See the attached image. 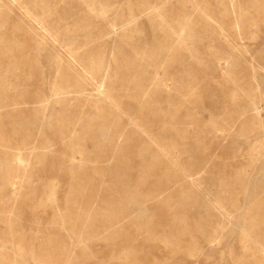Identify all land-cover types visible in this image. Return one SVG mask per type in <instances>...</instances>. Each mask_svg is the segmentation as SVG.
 <instances>
[{"label":"bare ground","instance_id":"bare-ground-1","mask_svg":"<svg viewBox=\"0 0 264 264\" xmlns=\"http://www.w3.org/2000/svg\"><path fill=\"white\" fill-rule=\"evenodd\" d=\"M130 4V7L134 4L136 8L126 9L123 16L133 20L136 17L135 10L142 15L157 9L160 19H155L154 15L148 18L152 37L149 42L139 39L140 28L137 26H134L133 31L126 30L118 35L120 44L116 52H113L115 71L108 76L103 73L106 59L101 43V47L97 45L99 49L96 46V49L83 52L87 60H81L86 65H80L86 70L81 74L75 67L78 64L76 56L71 55L76 48L73 39L76 38L78 42L77 37H74L75 33L71 34L76 30L70 28L71 35L65 36L69 40H62L55 34H49L41 21L27 9H23V4L18 0H0V10H11L14 5L18 10H23V17L27 21L24 25L14 23L10 29L0 22V194H5V184L9 183L11 186V198H0V223L3 221L7 230H11L7 234L0 233V264H12L19 259L16 256L23 259L26 254L40 264H82L86 258L82 248H71L66 239L53 232L44 236H39L38 231L31 232L26 238L24 223L16 224L11 217L13 209L6 210L3 207L5 203L12 201L15 208L14 203L18 199L31 212L42 208L50 209L54 218L47 223V227L58 225L64 229H77L81 231L82 237L92 235L98 226L107 222L113 224L110 236L115 238L120 236L123 224H129L131 228H135V232L144 236L146 243L143 241L140 247L145 251L128 248L123 259L119 254L116 257L118 264H160L157 259H150L149 250L146 249L150 241L159 242L169 250V257L166 258L168 263L172 260L174 264H180L176 261L177 255L195 257L201 252L200 241L194 236L195 233L208 244L213 238L220 241L223 235L219 236L217 231L228 227L231 230L236 214L242 213L237 238L240 252L237 255L230 252L231 262L228 264H264V174L259 178L258 185L250 189L248 182L251 173L245 168L264 159V136L249 146L241 167L224 175H204H210L208 180L212 181L213 186L211 200L198 218L189 219L186 214L178 212L177 208L174 210L172 207H165L170 212L169 218L161 222V231L151 234L146 230L151 229L153 216L141 209L138 213L136 202L140 196L144 200L158 199L170 204L172 186L179 197L188 198L203 180V176L196 175L201 160L200 163L197 160H180L177 146L171 141H163L158 130L151 126V120L158 117L161 129L171 125L172 131L179 137L185 132V126L179 125L180 123L197 122L189 105L195 103V70H185L178 79L173 78L170 71L171 66L182 60L187 45L191 56H196V43L206 41L209 43L208 56L216 61L231 60V65L226 70L232 84L231 96L235 100L242 96L248 97L250 103V108L239 113L233 122L239 121V129L244 132L248 130L264 133V120L258 116V106L263 100L257 95L259 89L256 77L259 70H264V43L257 51H253L251 47V41L257 38L256 31L264 19V0H139L128 3ZM3 18L4 15L0 14V21ZM114 22L117 20L110 23L111 28ZM76 26L82 31L79 33L83 39L92 37L93 31L84 29L80 23ZM26 35L39 38L37 41L40 48L45 39L48 51L54 52L49 45L51 44L62 47L67 55L70 54L69 58H59L61 67H58L57 62L53 63L55 74L48 93L43 88L29 93L26 88V83L33 75L32 68L25 71L23 68L27 64L21 62L23 56H14L21 50L18 36ZM9 39H15L18 43L10 45ZM55 56L58 58L57 48ZM109 64L107 61V66ZM242 64L245 65L246 72L233 76ZM148 66L155 67L161 73L151 84L144 77L140 78ZM40 69L35 67L41 74ZM165 78L172 80V90H168L170 87L165 85ZM98 83L102 87L105 84L104 90L95 88L94 93L86 92V86L97 87ZM253 83L257 86L254 87ZM155 85L166 92L164 107L159 112L155 109L152 95ZM184 86L185 90L190 91L189 97L184 94L185 90L182 91ZM114 89L116 94L112 93ZM122 92L126 93L134 107L143 108L146 114L139 117L129 109L124 113L120 105ZM25 97H29L34 103L23 109L19 104L24 103ZM122 114L127 116L125 123L121 120ZM46 117L49 118L55 137L62 141L67 150L63 172L67 176L69 187L63 200L56 197L55 180L44 184L36 176L37 168L44 164V156L39 152L45 153L51 150V146L41 136H33V131L37 127L41 131ZM223 122L227 127L233 125L226 117ZM218 129L219 126L212 122L209 131L216 134ZM197 130L193 131L195 136L205 131ZM141 133L144 135L142 142L133 147L135 157L117 159L112 171L105 167L111 160L105 158L108 152L114 154L124 151L126 145L137 141ZM123 137L126 145L123 144ZM196 148L204 150L201 140ZM90 163L94 175L101 178L98 186H102V191L92 189L95 180L88 170ZM28 166L31 167V179L26 186L24 179ZM17 180L20 187H16ZM34 181L43 184L36 186ZM140 185H147V189L139 192ZM42 187L46 189L43 190ZM249 190L252 197L242 211L237 203ZM100 220L105 222L101 224ZM12 224L19 225V230L13 232ZM181 234L188 237L185 247L180 243ZM6 235L11 238L9 249L2 245L7 241L3 238ZM224 259L222 252L214 263Z\"/></svg>","mask_w":264,"mask_h":264},{"label":"rangeland","instance_id":"rangeland-1","mask_svg":"<svg viewBox=\"0 0 264 264\" xmlns=\"http://www.w3.org/2000/svg\"><path fill=\"white\" fill-rule=\"evenodd\" d=\"M18 1L21 3V5L23 4V9H27L33 16L41 21L42 25H44V27H46L49 31V34H55L57 38L68 41L69 38L67 39L65 38V36H69L75 33L74 37H77L79 43L75 40L76 38L73 39L75 41L74 46L76 48H73L74 51H72L71 55L73 57L76 56L78 64L75 62V67L76 70L81 74H84V71H86L84 68H81L82 65L83 67H86L83 61L87 60V56L84 55L83 52H87V50L90 49H96V46L98 44V46L102 44L101 46L106 52H104L106 59L104 65H106V67L104 68L103 73L107 74L108 76L110 74L112 75L115 71V67L113 65L115 53L113 52H116V48L118 44H120L118 35L126 30L131 29V31H133L134 26H137L140 28L139 39L143 42H149L152 37L148 27V18L154 15L155 19H160V15L157 9L142 15L141 12L135 10L134 14L136 17L133 20H131L130 17H125L122 15L123 13H125L126 9L136 8L134 4L132 7H130L131 4L128 5V3H133L139 0ZM22 13L23 10H18L14 5L11 6V10L1 9L0 14H3L4 18L0 22L4 25V27L9 29L14 23L24 25L25 23H27V21L26 19H24ZM114 20H117L119 24L117 22H114V25L111 28L110 23H112ZM78 23H80L84 27V29L93 31V35L91 38H82V34L80 35L79 33L81 30L78 26H76L78 25ZM23 27L24 26H22V28ZM70 28L76 31L73 30L74 32L70 34V32L72 31L69 30ZM20 33H22V31ZM65 33L67 35H65ZM256 33L257 38L251 41V47L253 51L259 50L264 43V19ZM17 40L21 45V50L16 53L17 55L14 56H23L21 62L27 64L23 68L25 71L32 68L31 71L33 75L26 83L27 90L29 91V93H33L37 88H43L44 92L48 93L49 86L55 74L53 63L57 62L59 67L61 65L60 59H63V57L67 58V56L70 54L67 55L62 50V47L59 48L56 47V45H53V47L51 44H49L52 47L51 50H53L55 53L57 48V58L54 52L48 51V44L45 39L42 40L41 48L38 47L37 40H39V38H30V36L26 35L25 37L18 36ZM9 42L10 45L18 43L15 39H9ZM84 43L86 45H84ZM196 46L198 47V56H191V54L188 52L187 45L185 47L186 49L183 51L182 60L171 66L170 71L173 78L178 79L180 75H182V73H185V70H195L197 75V87L195 89L196 97L194 100L195 103H190L189 105L194 112V115L196 116L197 122L180 123L179 125L185 126V132H183V134L179 137L178 135L174 134L171 125H167L165 128L161 129V120L158 117L151 120L153 121V124L151 126L158 130V133L163 141H171L177 146V154L180 160H197L199 161V163L201 160V166H197V169H199V171H197L196 175L203 176V180L201 185L198 188H195L192 192V195L188 198L179 197L174 192V186H172V199L170 204H166L158 199L144 200L143 198H140V196H138V199L136 201L137 212L139 213V211L142 210L150 213L153 216V219L150 222V225L152 227L150 230H146L151 234H156L161 231V222L169 218L170 212L166 211L165 207L169 209L170 207H172L174 210H176L177 208L178 212L186 214L189 219L198 218V215H201L204 206L208 203L209 200H211L210 192H212L211 188L213 186V183L212 181L208 180V177L210 175L214 176L217 173H221V175H224L227 174L230 170L241 167L245 162L246 152L249 146L257 139H261L262 136H264L263 132H253L248 130L244 132L243 130L239 129V121L235 123L233 122V120L237 119L239 113L247 111L250 108V103L248 97L242 96L239 97L238 100H235L231 96L230 91L232 89V84L229 79L230 75L226 73V70L231 65V60L229 59V62L227 61L228 59H218V61H216L212 57L208 56L207 49L209 47V43L206 41L197 42ZM100 47H98L97 49H99ZM224 60L227 62L226 64L224 63ZM107 61L108 63H110L108 66ZM244 66L243 64L240 65L237 68L236 72L232 75L238 76L241 72H246ZM35 67L41 68V74L37 70H35ZM146 69L147 70L145 72L143 71V74L142 76H140V78L144 77L147 82H150V84L153 79L156 81V79L161 76L160 71H157L155 67L148 66ZM256 77L259 89L257 95L260 96L264 102V70H259V72L256 74ZM166 80L168 81L166 82ZM165 85H168L170 87L168 90H172L173 83L170 78H165ZM96 86L97 87L91 85L86 86V92L94 93L95 88H98V90L100 91L104 90L105 84L103 87L100 86L99 83ZM253 86L256 87L257 85L253 83ZM166 88L168 87L166 86ZM152 90L155 109L159 112L164 107L163 101L165 102L164 95L166 94V92L162 91V89H160L157 85H155ZM184 90L185 86L182 91ZM112 93L116 94L117 92L114 89ZM184 94L186 95V97H189V89H186ZM170 96L172 97L173 95ZM263 102H261L258 106V116L261 120H264ZM33 103L34 102L31 101L29 97H25L24 103H20L19 106H21L23 109H26L32 106ZM120 105L124 113L128 112L129 109L133 114L139 117L146 114V111H144L143 108L139 109L138 107L136 108L131 104L130 100H128V98L126 97L125 92H122ZM110 109L112 110V108ZM224 117H226V119H228L230 123H233L232 127H227L225 124H223ZM126 119L127 116L125 114H122V122L125 123ZM211 121L219 126V131L217 130L216 134L209 131L212 125ZM38 128L39 127L34 129L33 136H41L42 138H44V140L51 146V150L45 153L39 152L40 155L44 156V164H42L43 167L40 166L39 168H37L38 170L36 171V176L40 177L44 184L48 183L49 181L52 182L53 180H55L53 182L56 183V197L59 200H63L69 187L67 176L63 172V166L65 165V162L67 160V150L64 148L62 141L55 137L48 117L44 118L41 126V131H39ZM196 129L205 131L201 135L195 136L193 131H195ZM143 137L144 135L142 133L139 134L137 137V141L130 143L129 146L126 145V143L124 142L125 138L123 137V144L126 145L125 150L122 152H114V154L108 152L105 158H111V160L109 163H106L105 167H108L110 171H112L113 165L115 164L117 159H131L135 157L136 151L133 147H135L137 143L139 144L140 142H142ZM200 140L202 141L204 150L196 148V145L198 144V142L200 143ZM155 152L160 156L157 151ZM242 156H244V158ZM163 158L165 159V157ZM262 160L264 159L262 158ZM262 160H259L254 166L245 167L248 173H251L250 182H248V188L250 189L253 186L258 185L259 178L264 174V161ZM91 165V163L88 164V170L95 180V184H92V189L102 191V186H98L100 185L99 183L101 178L100 176L94 175V172L90 168ZM30 172L31 167L28 166V168L26 169V177L24 179L26 180V186L31 179ZM18 173L21 174L20 171ZM206 173L210 175L204 176ZM43 183L34 181V184H37L36 186H42ZM15 184L16 187H20L18 180L15 182ZM28 189L29 187H27V190ZM42 189L45 190L46 187H42ZM146 189L147 185H140L139 192H142ZM4 191L5 194H0V198H2L3 200L11 198V194L9 192L11 191V186L9 185V183L5 184ZM251 197L252 194L249 190L238 200L237 205H239V208L242 209V211ZM3 207H5L6 210L13 209V212H11L13 215H11V217L15 220L16 224L19 223L20 225L21 223H24L26 238L27 236H30L31 232L36 233L38 231L37 233L39 236H44L53 232L54 234L60 236L62 239H66L71 248L75 250L82 248L84 251V255L86 256L82 264H118V260H116V257H118L119 254L123 259L128 248H133L140 252L145 251L140 247L141 243L144 241V236H141L140 232H135V228H131L127 223L123 224L120 236L112 238L110 236V233L112 232L111 226L113 224L107 223L104 220H100L101 224L105 222L104 225L98 226V228L93 231L94 233H92V235L86 234L85 237H82L80 236L81 231H78L77 229H64L60 228L58 225H56V227H47V223L52 221L54 218L53 212L48 208H42L36 212H31L27 205L25 207L20 203L19 199L16 203H14L15 208H13L12 201L9 202V204L5 203ZM21 211H23L24 213H21ZM123 216L126 217V214H124ZM241 218L242 213L236 214L235 219L233 220L235 224L231 230H229L230 227H228L227 229H222V231L220 229L219 231H217V234L219 236L223 235L220 238V241L218 238H216L215 240L213 238L212 240H210L212 243L209 242L208 244L203 241L202 237L199 234L195 233L194 236L201 243H199L201 252H198L196 254L197 256L195 257H183L182 254H179L176 257V261H178L180 264L230 263V252H233V255H237L240 252L237 238L239 234L238 230ZM19 225L15 226L14 224H12L13 232L19 230ZM46 229H49V231ZM10 232L11 230H7L6 224H4L2 221L0 223V233L7 234ZM164 232H167V230H165ZM3 238L7 241H4L2 245L5 248L9 249L11 247V244L9 242L11 240L10 236L6 235ZM179 239L180 243H182V246L185 247V243L188 242V237L181 234L179 236ZM144 242L146 243V241ZM149 246L152 248L149 249ZM146 249L149 250L150 259L155 258L160 264H174L172 260L169 261V263L166 261V258L169 257V250L161 246L159 242L155 243L150 241L148 246H146ZM222 252H224L225 259L222 260V262L217 261V263H214L217 260L219 254ZM207 257L209 258L207 259ZM15 258L19 259H17V261L12 264H40L30 258L29 254H26L25 258L23 259L19 256H16Z\"/></svg>","mask_w":264,"mask_h":264}]
</instances>
